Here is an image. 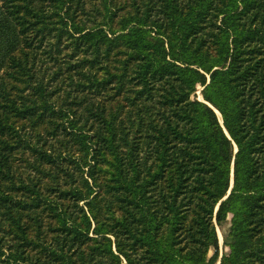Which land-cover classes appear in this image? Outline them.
<instances>
[{
  "label": "trees",
  "instance_id": "16d2710c",
  "mask_svg": "<svg viewBox=\"0 0 264 264\" xmlns=\"http://www.w3.org/2000/svg\"><path fill=\"white\" fill-rule=\"evenodd\" d=\"M127 1L0 0V264H264V0Z\"/></svg>",
  "mask_w": 264,
  "mask_h": 264
},
{
  "label": "rangeland",
  "instance_id": "374dc122",
  "mask_svg": "<svg viewBox=\"0 0 264 264\" xmlns=\"http://www.w3.org/2000/svg\"><path fill=\"white\" fill-rule=\"evenodd\" d=\"M117 2L120 3V4H124V3H127L129 1H127V0H117ZM200 91H201V88H198V91L196 93V97H197L198 100L201 101L202 98H201V95H200ZM229 219H230V216H228V220ZM216 230H217V235H218V238H219V245H220L219 256L221 257L223 252L225 251V249L223 247V239H222L224 229H220V228L217 227ZM0 243L3 245L4 248L14 244L12 241L11 242L8 241L7 235L3 233V230H0ZM9 248L10 247H8L6 249V251H5L7 254L14 251V250H9Z\"/></svg>",
  "mask_w": 264,
  "mask_h": 264
},
{
  "label": "water",
  "instance_id": "95a60500",
  "mask_svg": "<svg viewBox=\"0 0 264 264\" xmlns=\"http://www.w3.org/2000/svg\"><path fill=\"white\" fill-rule=\"evenodd\" d=\"M236 151V150H235ZM232 183H233V180H232V174H231V187H232ZM229 194V193H228Z\"/></svg>",
  "mask_w": 264,
  "mask_h": 264
},
{
  "label": "bare ground",
  "instance_id": "6f19581e",
  "mask_svg": "<svg viewBox=\"0 0 264 264\" xmlns=\"http://www.w3.org/2000/svg\"><path fill=\"white\" fill-rule=\"evenodd\" d=\"M217 114H218V112H217Z\"/></svg>",
  "mask_w": 264,
  "mask_h": 264
}]
</instances>
